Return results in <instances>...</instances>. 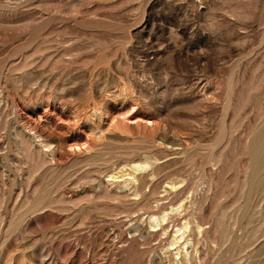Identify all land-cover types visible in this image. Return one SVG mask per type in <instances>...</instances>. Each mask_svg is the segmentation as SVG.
<instances>
[{"label":"rangeland","instance_id":"obj_1","mask_svg":"<svg viewBox=\"0 0 264 264\" xmlns=\"http://www.w3.org/2000/svg\"><path fill=\"white\" fill-rule=\"evenodd\" d=\"M263 130L264 0H0V264H264Z\"/></svg>","mask_w":264,"mask_h":264},{"label":"water","instance_id":"obj_2","mask_svg":"<svg viewBox=\"0 0 264 264\" xmlns=\"http://www.w3.org/2000/svg\"><path fill=\"white\" fill-rule=\"evenodd\" d=\"M251 154L253 163L257 159H264V130L254 139L251 147Z\"/></svg>","mask_w":264,"mask_h":264},{"label":"bare ground","instance_id":"obj_3","mask_svg":"<svg viewBox=\"0 0 264 264\" xmlns=\"http://www.w3.org/2000/svg\"><path fill=\"white\" fill-rule=\"evenodd\" d=\"M36 136H37V135H36ZM39 138H40V137H39ZM254 168H255V167H254ZM254 170H255V169H254ZM133 178H135V175H134ZM134 180H135V179H134ZM174 186H175V184H173V187H174ZM173 187H172V188H173ZM139 188H140V187H139ZM175 188H176V186H175ZM177 192H178V191H177ZM189 192H190V191H189ZM187 193H188V192H187ZM170 196H171V195H170ZM184 197H185V196H184ZM186 198H187V197H186ZM175 199H176V198H175ZM179 200H180V199H179ZM181 200H182V199H181ZM178 210H179V208H178V209L176 208V211H178ZM164 211H165V210H164ZM168 213H169V212H168ZM168 213H167V214L165 213L164 216H163L162 218H163V219H166V216H168V215H169V217H170V214H168ZM157 219H158V218H157ZM163 219H162V220H163ZM155 220H156V219H155ZM158 220H159V219H158ZM199 222H200V221H199ZM157 223H158V222H157ZM162 223H163V222H162ZM156 225H157V224H156ZM159 225H160V224H159ZM182 226H183V225H182ZM157 227H158V226H157ZM186 227H187V223L184 224V228H186ZM154 228H156V226H155ZM164 228H165V226H164ZM164 228H163V229H164ZM177 228H178V227H177ZM181 228H182V227L178 228V231L175 232V236H174V238L172 239V241H170V242H171V243H170L171 245H174V244L176 245L177 243H179V241H180L181 239H183V237H184V233H186V232H184L183 230H182L183 232H181ZM184 228H182V229H184ZM199 229H200V228H199ZM154 230H156V229H154ZM186 230H187V228H186ZM180 232H181V233H180ZM164 233H165V232H164ZM186 240H187V239H186ZM175 245H174V246H175ZM185 245H186V244H185ZM184 247H185V246H184ZM184 247H183V248H184ZM185 250H186V249H185ZM187 252H188V251H187ZM180 253H181V252H180ZM181 254H182V253H181ZM185 254H187V253H185ZM186 256H187V255H186ZM186 256H185V258H186ZM189 258H190V257H189ZM189 258H188V259H189ZM185 260L188 261L187 258H186ZM189 260H190V259H189ZM194 260H195V258H194ZM190 262H192V261H190ZM188 263H189V262H188ZM177 264H178V263H177ZM192 264H193V263H192Z\"/></svg>","mask_w":264,"mask_h":264}]
</instances>
